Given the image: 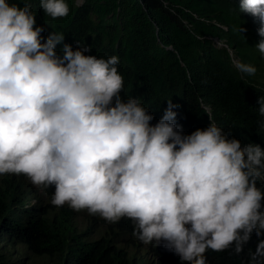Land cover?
Wrapping results in <instances>:
<instances>
[{"label": "clouds", "instance_id": "1", "mask_svg": "<svg viewBox=\"0 0 264 264\" xmlns=\"http://www.w3.org/2000/svg\"><path fill=\"white\" fill-rule=\"evenodd\" d=\"M40 7L52 18L70 13L67 0ZM239 9L254 28L262 21L255 48L264 55V0ZM36 25L30 3L0 0V175L54 185L55 206L129 218L140 241L163 244L183 264H207L209 249L239 254L253 232L264 236V148L230 139L210 115L207 128L185 135L172 100L153 125L140 98L121 96L118 56L85 55L90 47L73 50L62 32L44 37ZM258 103L264 116V96Z\"/></svg>", "mask_w": 264, "mask_h": 264}, {"label": "trees", "instance_id": "2", "mask_svg": "<svg viewBox=\"0 0 264 264\" xmlns=\"http://www.w3.org/2000/svg\"><path fill=\"white\" fill-rule=\"evenodd\" d=\"M25 2L44 37L62 32L73 50L83 46L92 49L85 55L118 56L121 96L140 98L153 125L172 100L180 105L174 110L185 135L207 128L212 119L230 139L264 148V116L258 113L264 55L255 48L262 21L250 25L241 0H67L70 13L60 18L44 12L40 0H10ZM62 48L57 45V52ZM235 60L255 65L256 74H241ZM54 192V185L36 186L23 174L0 175V264H25L30 255L54 264H183L163 244L140 241L131 219L109 222L67 204L55 206ZM96 227L105 232L95 237ZM261 240L253 232L239 254L209 249L207 264H264V255H256Z\"/></svg>", "mask_w": 264, "mask_h": 264}, {"label": "rangeland", "instance_id": "3", "mask_svg": "<svg viewBox=\"0 0 264 264\" xmlns=\"http://www.w3.org/2000/svg\"><path fill=\"white\" fill-rule=\"evenodd\" d=\"M84 2V0H77V3L79 5H81ZM217 45H221L222 44L218 41H216ZM237 60H235V64H236ZM105 232V228L103 227H96L94 229V234H96L95 237H98L100 233ZM130 242L126 239V245H128ZM143 250L145 251V248L143 247ZM143 250L141 252H143ZM25 264H54V262L46 257H38V256H34V255H30V257L25 259Z\"/></svg>", "mask_w": 264, "mask_h": 264}]
</instances>
